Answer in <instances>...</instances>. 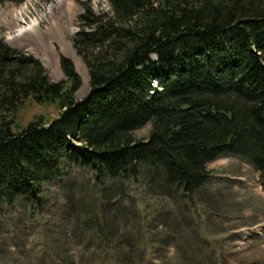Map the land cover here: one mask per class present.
Listing matches in <instances>:
<instances>
[{"label": "trees", "instance_id": "16d2710c", "mask_svg": "<svg viewBox=\"0 0 264 264\" xmlns=\"http://www.w3.org/2000/svg\"><path fill=\"white\" fill-rule=\"evenodd\" d=\"M107 2L96 13L81 1L73 46L89 75L83 100L70 59L60 57L66 81L56 82L0 39V228L4 208L36 217L48 187L72 171L129 184L144 167L180 192L196 222L208 214L195 197L211 162L243 159L264 185V0ZM31 105L56 116L25 122Z\"/></svg>", "mask_w": 264, "mask_h": 264}, {"label": "rangeland", "instance_id": "374dc122", "mask_svg": "<svg viewBox=\"0 0 264 264\" xmlns=\"http://www.w3.org/2000/svg\"><path fill=\"white\" fill-rule=\"evenodd\" d=\"M81 1H90L96 13L110 11L107 0H25L0 7V39L40 60L56 82L66 81L60 57L70 59L81 79L78 100L90 93L87 67L73 46ZM33 22L31 31L8 39ZM56 113L31 105L24 120ZM149 130L147 125L135 136L147 138ZM141 169L129 184H95L87 171H72L48 187L34 218L24 208H4L0 264H264V186L249 163L225 156L208 165L213 179L195 197L208 213L202 222L187 219L190 207L178 190Z\"/></svg>", "mask_w": 264, "mask_h": 264}, {"label": "bare ground", "instance_id": "6f19581e", "mask_svg": "<svg viewBox=\"0 0 264 264\" xmlns=\"http://www.w3.org/2000/svg\"><path fill=\"white\" fill-rule=\"evenodd\" d=\"M37 24V22H33L31 24H28L26 25L24 28L22 29H18L17 32H15V34L11 35L8 39L11 40L12 38H14L15 36H18L24 32H27V31H31L33 29V27H35Z\"/></svg>", "mask_w": 264, "mask_h": 264}]
</instances>
